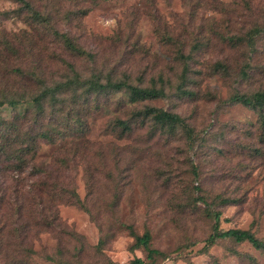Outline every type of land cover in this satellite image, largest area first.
<instances>
[{
    "label": "rangeland",
    "instance_id": "obj_1",
    "mask_svg": "<svg viewBox=\"0 0 264 264\" xmlns=\"http://www.w3.org/2000/svg\"><path fill=\"white\" fill-rule=\"evenodd\" d=\"M28 1L48 23L31 29L30 12L0 0V41L18 35L31 51L25 62L38 61L48 84L73 72L82 80L99 75L140 86L164 80V96L142 103H128L122 93L91 100L82 116L84 152L70 151L68 141L42 143L36 164L60 169L82 205L57 202L59 218L78 238L40 230L30 264L145 259L144 251L129 250L130 228L138 235L148 230L152 247L166 254L155 264H264V253L247 242L222 240L198 251L211 231L206 204L220 212L221 228L264 237V128L255 110L229 101L234 92L264 91V0ZM53 30L66 32L92 57L68 54ZM218 62L226 72L215 69ZM144 104L177 113L190 131L152 133L144 122L119 137L114 119ZM25 106H0V116ZM22 167H0L4 200L36 179L35 170Z\"/></svg>",
    "mask_w": 264,
    "mask_h": 264
},
{
    "label": "trees",
    "instance_id": "obj_2",
    "mask_svg": "<svg viewBox=\"0 0 264 264\" xmlns=\"http://www.w3.org/2000/svg\"><path fill=\"white\" fill-rule=\"evenodd\" d=\"M12 1L19 4L21 12L26 10L31 13L28 22L31 29L37 30V26L48 23L49 17L42 14L28 0ZM53 34L68 54L92 57L66 32L53 30ZM30 52L16 34L4 37L0 41V106L15 108L26 105L21 113L16 112L10 117L0 116V167L2 169L31 167L35 170L33 175L36 177L28 185V189L15 188L6 200L4 195L0 197V203H3L0 207V264H30L31 256L34 254V240L40 230L53 229L57 234H63L64 238H78L73 231L67 230L59 218L57 202L80 205L82 203L71 184L64 180L65 174L60 169L44 168L41 164H36L35 158L42 143L68 141L70 151L75 153L80 148L84 152L82 139L86 135V129L82 116L88 110L91 100L97 101L98 97L108 93H122L127 96L128 103L134 104L164 96V80L161 76L158 77L160 84L158 86L154 79L150 85L140 86L125 79L114 80L106 77L102 80L99 75L82 80L79 74L73 72L72 77L66 76L65 80L48 84L38 73L40 67L38 61L25 62V55H30ZM175 56L182 59L183 54L177 52ZM68 66L72 69L71 65ZM215 69L226 72L223 63L218 62ZM185 74L184 63L182 79ZM229 101L255 110L264 128V91L234 92L229 96ZM144 122L152 124V133L159 131L175 134L179 129L190 131L177 113L148 104L130 110L126 118L114 119L112 130H117L119 137H122L130 134L133 125L136 123L142 125ZM58 161L64 164L66 159L62 157ZM9 200L13 202L7 209ZM200 200L203 201L202 198ZM226 202L229 203V200L226 199ZM85 209L88 211L86 207ZM204 212L212 220V225L204 245L198 251L206 252L212 245L224 240L235 243L247 242L254 249L264 253V237H257L249 228H221L220 212L212 210L207 204ZM129 233L133 238L129 250L140 249L145 253V259L135 258L131 264H155L157 258L161 256L163 259L166 256L163 251L152 247L148 230L138 235L130 228ZM101 245L102 239L99 240L98 247ZM235 254L242 260L254 261L250 255L238 252Z\"/></svg>",
    "mask_w": 264,
    "mask_h": 264
}]
</instances>
